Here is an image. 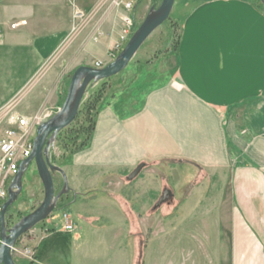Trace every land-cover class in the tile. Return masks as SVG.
I'll list each match as a JSON object with an SVG mask.
<instances>
[{"label": "crops", "instance_id": "obj_1", "mask_svg": "<svg viewBox=\"0 0 264 264\" xmlns=\"http://www.w3.org/2000/svg\"><path fill=\"white\" fill-rule=\"evenodd\" d=\"M19 2L12 11L19 26L10 29V25L0 24L4 35L0 46L8 45L6 52L11 55L20 51L21 65L33 64L0 108L23 93L63 37L61 33L31 37L34 10ZM172 15L178 30L174 52L166 49L145 60L137 59L134 67H151V82L146 84L138 70L137 83L128 97L121 104L113 100L98 114L89 144L67 155L62 168L84 185L80 190L71 188L70 194H79L87 210L91 208L84 220L92 228L103 230L112 222L111 233L116 237L120 231L115 218H122L120 227L127 228L128 223L131 229L118 195L125 186L128 201H137L132 183L123 182V175L137 165L153 163L134 184L143 190L149 178L154 191L162 190L164 159L196 163L209 175L224 170L230 179L224 189L231 201V263L264 264V6L252 0H176ZM115 27L105 25L106 37L100 45L90 44L85 55L97 56L102 51L107 56L105 49L116 38ZM80 65L88 64L74 69ZM157 65L160 71L152 67ZM55 75L51 69L42 85L28 94L35 101L32 115L47 103L59 105L60 85L55 93L52 90ZM170 175L178 182L177 165ZM143 194L137 195L139 203ZM77 202L74 198L71 203ZM140 210L139 221L146 226V208ZM148 221L153 226L158 220ZM130 229L123 231L124 236H130ZM56 230L65 231L64 226ZM100 230H92L91 237H101ZM81 232H75L74 239ZM47 238L53 240L52 234ZM126 243L130 253L131 244ZM41 244L35 246L37 252ZM48 248L43 249L42 257L54 259V250Z\"/></svg>", "mask_w": 264, "mask_h": 264}, {"label": "rangeland", "instance_id": "obj_2", "mask_svg": "<svg viewBox=\"0 0 264 264\" xmlns=\"http://www.w3.org/2000/svg\"><path fill=\"white\" fill-rule=\"evenodd\" d=\"M18 1L20 4L28 3V9L32 7L34 10L33 14H30V21L34 23L31 26L33 27L31 37L38 38L57 33L63 34V37L58 47L42 64L34 79L29 82V87L27 85L23 93L17 97L15 107L3 123L5 127L8 126L12 116L21 115V112L29 117L33 116L31 114L35 102L31 96L33 94L27 96L36 87L42 85L51 69L56 73L52 83L54 93L60 85L59 105L47 103L40 110H51L53 116L63 103L62 97L66 96L72 70L81 63L92 66L95 61L100 60L99 64L103 65L99 68H102L112 62L144 21L148 11L152 7L157 8L162 2V0H138L131 12L133 26L130 30L125 23L126 0H0V24L10 25L17 22L12 11L15 10ZM252 1L264 6L261 0ZM172 19L173 15L154 31L124 71L88 87L75 120L59 133L50 149L53 164L65 166L67 155L75 152L74 150L93 134V126L96 125L100 111L113 100L121 104L124 98L128 97L130 88L137 83L138 70L142 72L146 84L151 82L149 77L154 74L151 67L140 70L134 65L140 57L145 60L152 54L166 49L169 53L174 52L178 30ZM111 23L116 26V38L106 47L107 56L102 51L97 55L99 58L85 55L90 44L100 45L99 41L106 37L105 25ZM125 30H128V35ZM1 34L0 39L4 36ZM122 37L126 38L122 39ZM7 46H0V105L5 104L13 89L17 87L16 83L29 73L33 64L27 62L21 65L23 59L21 61L20 51L11 55L6 52ZM152 67L156 70L161 69L158 65ZM5 106L0 110L4 108L5 112H8ZM176 163L164 159L161 171L162 190L158 191H154V185L149 178L143 190L134 184L143 176L142 171L152 165V162L143 164L139 173L133 178L130 175L139 165L123 175L124 185L132 183L131 191H134L133 195L136 196L137 201L134 203L128 201L129 192L125 186L120 189L119 202L124 214L131 221V229L128 223L125 224L127 228L120 227L123 226L122 218H115L114 223L119 224L117 230L120 231L116 237L111 233L112 222L103 230L92 228L88 221L84 220L85 215L92 213L91 208L87 210L81 196H78L77 204H67L73 198V195L68 193L58 202L52 215L18 241L13 251L16 264H78L76 262L80 264H232L229 223L231 201L224 189L226 182L230 180L229 172L222 170L209 175L196 163H188L183 159H176ZM176 165L179 177L178 182L175 183L170 170ZM66 174L71 188L78 187L79 190L83 188V182H75L71 172L66 171ZM54 181L57 192L63 185L61 174L55 173ZM140 191L144 194L139 203L137 195ZM43 199L44 188L35 164L31 163L23 176V189L19 198L7 210L6 225L9 228L13 227L23 216L34 211ZM141 207L146 208L143 214L147 219L146 226L145 222L139 221L137 215ZM64 211H68L74 226V230L67 233L56 230V228L62 229L65 224ZM154 218L158 221L152 226L148 220ZM125 229H130V236H124ZM80 230H82L80 238L74 239V233H79ZM92 230H100L101 237L96 235L91 237ZM50 234L53 240L47 238ZM128 240L131 244L130 253L126 250ZM41 242L37 252L35 246ZM50 246L51 250H54L52 256L55 260L53 258L46 260L42 257L43 249L49 247L47 250H50Z\"/></svg>", "mask_w": 264, "mask_h": 264}, {"label": "water", "instance_id": "obj_3", "mask_svg": "<svg viewBox=\"0 0 264 264\" xmlns=\"http://www.w3.org/2000/svg\"><path fill=\"white\" fill-rule=\"evenodd\" d=\"M175 1L162 0L157 8L152 7L112 62L102 68L80 65L73 71L62 105L53 116L38 126L32 153L20 164L19 171L8 188V199L3 205L0 216L3 241L0 247V264H16L13 251L21 237L52 215L61 198L72 191L66 171L52 163L50 149L59 133L75 120L88 87L124 71L145 41L171 16ZM261 1L264 4V0ZM31 163L35 164L41 179L44 199L34 211L23 216L13 227L8 228L6 225L7 210L19 198L23 189V176ZM142 167L139 165L130 177L133 178L138 174ZM55 173L61 174L63 178V185L57 192L54 181Z\"/></svg>", "mask_w": 264, "mask_h": 264}, {"label": "built area", "instance_id": "obj_4", "mask_svg": "<svg viewBox=\"0 0 264 264\" xmlns=\"http://www.w3.org/2000/svg\"><path fill=\"white\" fill-rule=\"evenodd\" d=\"M137 1L126 0L124 3L127 12L125 23L130 30L133 26L131 12L135 8ZM18 26L19 22H14L10 24V29H16ZM127 32L128 30H125L126 34ZM1 33L2 31L0 30ZM124 38L126 37H122V39ZM97 67H100V64ZM16 100L14 99L5 106L8 112H5L4 108L0 110V216L3 205L8 199V188L18 173L20 164L32 153L38 126L52 116V111L47 109L40 110L32 117L14 115L9 119L8 126L5 127L3 123L10 111L15 107ZM63 217L65 219L64 230L67 232L73 231L74 226L70 220V215L64 212ZM2 243L0 221V247Z\"/></svg>", "mask_w": 264, "mask_h": 264}, {"label": "trees", "instance_id": "obj_5", "mask_svg": "<svg viewBox=\"0 0 264 264\" xmlns=\"http://www.w3.org/2000/svg\"><path fill=\"white\" fill-rule=\"evenodd\" d=\"M171 18V16L168 18V19H170ZM75 70V69H74ZM73 70V71H74ZM73 71H72V73H73ZM72 75V74H71ZM71 78V77H70ZM70 78H69V82H70ZM61 92V91H60ZM64 97H62V100L64 101ZM94 127H95V124H94V126H93V130H94ZM91 137H92V134L90 135V137H88L82 144H81V146H79V147H77L74 151H78V150H81V149H83L84 147H86L88 144H89V141H90V139H91ZM143 164H145V163H142L141 165L143 166ZM65 196V195H64ZM63 196V197H64ZM78 196H79V194L78 195H76L75 194V196H73V198H71V200L68 202V203H71L72 201H73V199L74 198H78ZM62 197V198H63ZM61 198V199H62Z\"/></svg>", "mask_w": 264, "mask_h": 264}, {"label": "flooded vegetation", "instance_id": "obj_6", "mask_svg": "<svg viewBox=\"0 0 264 264\" xmlns=\"http://www.w3.org/2000/svg\"><path fill=\"white\" fill-rule=\"evenodd\" d=\"M8 227V226H7ZM9 228V227H8Z\"/></svg>", "mask_w": 264, "mask_h": 264}]
</instances>
